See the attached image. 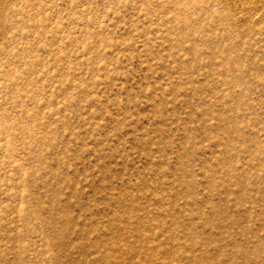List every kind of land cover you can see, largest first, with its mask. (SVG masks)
Instances as JSON below:
<instances>
[{"label":"rangeland","instance_id":"rangeland-1","mask_svg":"<svg viewBox=\"0 0 264 264\" xmlns=\"http://www.w3.org/2000/svg\"><path fill=\"white\" fill-rule=\"evenodd\" d=\"M0 264H264V0H0Z\"/></svg>","mask_w":264,"mask_h":264}]
</instances>
